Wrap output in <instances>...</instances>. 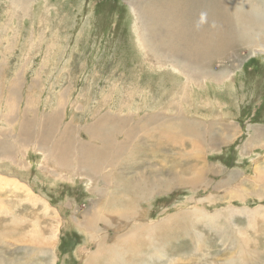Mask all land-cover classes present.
Here are the masks:
<instances>
[{
    "label": "rangeland",
    "instance_id": "rangeland-1",
    "mask_svg": "<svg viewBox=\"0 0 264 264\" xmlns=\"http://www.w3.org/2000/svg\"><path fill=\"white\" fill-rule=\"evenodd\" d=\"M219 3L0 0V261L264 264V48Z\"/></svg>",
    "mask_w": 264,
    "mask_h": 264
},
{
    "label": "bare ground",
    "instance_id": "bare-ground-1",
    "mask_svg": "<svg viewBox=\"0 0 264 264\" xmlns=\"http://www.w3.org/2000/svg\"><path fill=\"white\" fill-rule=\"evenodd\" d=\"M250 1H252V0H250ZM249 0H232V2H231V4H228L225 0H220V3H219V6H218V9H219V11H220V15H219V17H220V26L223 28V29H225L226 28V31H225V35L227 36V38L228 37H231V35L233 36V35H236V33L237 34H241L242 36H246V43H247V45H248V47H251V48H253V47H258V48H264V1H263V3H260L262 6H260L258 3H256L255 5L254 4H252L251 2H250ZM254 1V0H253ZM217 6V5H216ZM134 13L136 14V10H134ZM211 13V12H210ZM218 36V35H217ZM239 36V35H238ZM215 37V36H214ZM235 37H237V35L235 36ZM228 40H229V38H228ZM229 43V42H228ZM23 47V46H22ZM21 56V55H20ZM68 61V60H67ZM55 67V66H54ZM160 67V66H159ZM176 70H178V69H176ZM177 72V71H176ZM179 72V71H178ZM177 72V73H178ZM185 72V71H184ZM170 74V73H169ZM174 74V73H173ZM172 74V75H173ZM186 74L188 75V73L186 72ZM185 74V75H186ZM191 74V73H190ZM189 74V75H190ZM137 75V74H136ZM170 77H172V76H170ZM169 77V79H170V81H172L171 80V78ZM174 77V76H173ZM179 77V76H178ZM175 78V77H174ZM177 79V78H176ZM167 80V79H166ZM174 80V79H173ZM178 80H180V79H178ZM191 80V79H190ZM169 81V82H170ZM8 82V81H7ZM173 82V81H172ZM171 82V83H172ZM180 82V81H179ZM12 84V83H11ZM9 85V84H8ZM150 85V84H149ZM174 85H176V84H174ZM10 86V85H9ZM177 86V85H176ZM174 87V86H173ZM172 87V88H173ZM178 87V86H177ZM180 87V86H179ZM148 88H150V87H148ZM161 88H162V86H161ZM178 89V88H177ZM146 91V90H145ZM144 90H143V92H145ZM148 91V90H147ZM147 91H146V93H147ZM170 92H168V93H173L171 90H169ZM178 91V90H177ZM177 91H176V93H177ZM148 92H151V91H148ZM164 93H165V91H163ZM160 93V92H159ZM175 92H174V94H176ZM144 94V93H143ZM178 94V93H177ZM146 95V94H145ZM151 95V94H150ZM168 95H170V94H168ZM101 96H102V94H101ZM175 96V95H174ZM151 97V96H150ZM165 98H166V96H164ZM167 97H169V96H167ZM178 97V96H177ZM195 97V96H194ZM6 98V97H5ZM29 98V97H28ZM152 98V97H151ZM180 99H181V97H179ZM160 99V101H161V98H159ZM171 99V98H170ZM118 100V99H117ZM166 100V99H165ZM151 101V100H150ZM159 101V100H158ZM170 101V100H169ZM169 101H167L168 103H169ZM6 102H8V98H7V101ZM149 102V101H148ZM154 102V101H153ZM63 103V102H62ZM137 103V102H136ZM152 103V102H151ZM155 103V102H154ZM157 103V102H156ZM155 103V104H156ZM161 103V102H160ZM164 103H166V102H164ZM138 104V103H137ZM171 104H174L173 102H171ZM6 105V104H5ZM86 105V104H85ZM135 105V104H134ZM133 105V106H134ZM151 105V104H150ZM163 105V104H162ZM161 105V106H162ZM218 105V104H217ZM8 106V105H7ZM130 106V105H129ZM138 106V105H137ZM137 106H135V107H137ZM149 106V105H148ZM3 107H6V106H3ZM87 107V106H86ZM126 107V106H125ZM142 107V106H141ZM155 107V106H154ZM153 107V108H154ZM218 107V106H217ZM7 108H9V107H7ZM127 108V107H126ZM131 108V107H130ZM139 108V107H138ZM159 108V107H158ZM5 109V108H4ZM128 109V108H127ZM134 109V108H133ZM152 109V108H151ZM150 109V110H151ZM155 109V108H154ZM132 110V109H131ZM130 110V111H131ZM134 110H136V109H134ZM1 111V110H0ZM4 111V110H3ZM6 111V110H5ZM123 111H124V109H123ZM153 111V110H152ZM151 111V112H152ZM157 111V110H156ZM128 112V111H127ZM215 113L217 112V111H214ZM4 113V112H3ZM120 113V112H119ZM1 114V113H0ZM7 115L8 114H10V113H8V111H7V113H6ZM217 114V113H216ZM3 115V114H2ZM12 115V114H11ZM131 115V114H130ZM129 115V116H130ZM13 116V115H12ZM220 116V115H219ZM11 117V116H10ZM221 117V116H220ZM223 117V116H222ZM3 118V117H2ZM1 119V118H0ZM12 120V119H11ZM15 121V120H14ZM8 123H9V121H7ZM5 123V122H4ZM3 123V124H4ZM2 124V123H1ZM6 124V123H5ZM11 125V124H10ZM13 126V125H12ZM28 126V125H27ZM11 127V126H10ZM22 128V127H21ZM9 130V129H8ZM22 130H23V128H22ZM9 132V131H8ZM22 133H23V131H22ZM70 133V132H69ZM15 136V135H14ZM19 136V135H18ZM12 137H13V135H12ZM28 138H29V136H27ZM30 139V138H29ZM28 139V140H29ZM20 140V139H19ZM23 141V140H22ZM25 141V140H24ZM28 142V141H27ZM73 142V141H72ZM36 146V145H35ZM38 146V145H37ZM66 147V146H65ZM64 146L63 147H61V148H63V151L64 152H66V148H65ZM89 147H91V146H89ZM89 147H88V145H83V156H87V154L89 153V154H92L93 153V147H92V149H89ZM54 148H55V151H56V149L57 148H59L58 149V151L59 152H63L62 150H60L61 148H60V146H54ZM68 149V148H67ZM2 158V157H1ZM9 158H10V156H9ZM2 159H5L6 160V156H4ZM11 159V158H10ZM9 159V160H10ZM14 161V160H13ZM16 162V161H15ZM76 165V164H75ZM74 165V167H76ZM1 166H2V164L0 163V168H1ZM64 166H65V164H64ZM64 168H66V167H64ZM8 169V168H7ZM10 170V169H9ZM9 171H5L4 169H0V187L2 186V185H5V184H10V182H12V184H13V182H15L16 184L18 183V184H21L20 183V181L17 179V177H15V178H13L12 177V175H11V177L13 178V179H11V177L9 178ZM17 175V174H16ZM8 176V177H7ZM56 176V175H55ZM22 179V178H21ZM21 186V188H23V189H28V193H29V196H27V198L28 197H32V195L30 194L31 192L29 191V185L28 186H26V185H23V184H21L20 185ZM20 188V189H21ZM15 189V188H14ZM15 190H17V189H15ZM34 196V195H33ZM12 198V197H11ZM13 198H15V197H13ZM12 198V199H13ZM35 198V197H34ZM8 199V198H7ZM41 199V198H40ZM8 201V200H7ZM10 201V200H9ZM43 201V200H42ZM16 202V201H15ZM48 203V202H47ZM46 203V204H47ZM0 205H1V200H0ZM4 205H6V204H4ZM9 206V205H8ZM8 215V214H7ZM129 228V227H128ZM55 230H57V229H55ZM131 232V231H130ZM55 233V232H54ZM127 233V232H126ZM125 233V234H126ZM35 232L33 233L32 232V236L34 235L35 236ZM53 238H54V236H53ZM102 238V237H101ZM118 238V237H117ZM103 239V238H102ZM56 239H54V241H55ZM48 241V240H47ZM52 241V240H51ZM93 241V240H92ZM102 241V240H101ZM47 243V242H46ZM54 243V242H53ZM98 244V243H97ZM101 244H102V242H101ZM47 246H48V244H46ZM53 245V244H52ZM99 246V245H98ZM97 246V247H98ZM104 246V245H103ZM54 247V246H53ZM89 247V246H88ZM100 250V249H99ZM114 252V251H113ZM108 259V258H107ZM135 259H136V257H132V260H131V263H133L134 261H135ZM53 262V261H52ZM130 263V264H131ZM137 263V261L135 262V263H133V264H136ZM0 264H6V263H3L2 261H0Z\"/></svg>",
    "mask_w": 264,
    "mask_h": 264
}]
</instances>
